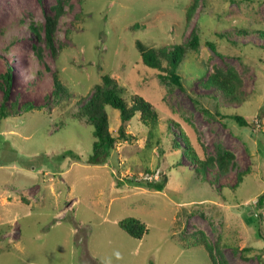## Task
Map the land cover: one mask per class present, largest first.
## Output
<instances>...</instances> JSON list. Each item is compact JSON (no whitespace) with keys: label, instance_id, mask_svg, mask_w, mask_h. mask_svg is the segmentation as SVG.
I'll return each instance as SVG.
<instances>
[{"label":"rangeland","instance_id":"obj_1","mask_svg":"<svg viewBox=\"0 0 264 264\" xmlns=\"http://www.w3.org/2000/svg\"><path fill=\"white\" fill-rule=\"evenodd\" d=\"M56 2L0 0V101L10 68L6 105L16 101L19 112L0 121V264H211L202 233L211 245L220 239L229 264H262L264 238L251 223L259 221L264 237V207L252 203L264 192V0H198L188 20L194 0H62L54 53L44 23ZM192 31L199 47L178 68L182 88L170 87L143 64L136 41L172 47ZM216 67L238 72L241 101L203 86ZM104 74L128 104L137 95L153 105L164 145L135 116L125 129L132 139L118 140L104 161L93 159V128L73 114ZM55 76L63 90L54 95ZM26 103L36 108L25 112ZM106 112L117 136L119 111ZM170 119L204 157L222 147L234 165L198 174L164 136ZM147 171L165 178L162 191L135 183ZM128 217L145 223L140 239L120 228Z\"/></svg>","mask_w":264,"mask_h":264},{"label":"trees","instance_id":"obj_2","mask_svg":"<svg viewBox=\"0 0 264 264\" xmlns=\"http://www.w3.org/2000/svg\"><path fill=\"white\" fill-rule=\"evenodd\" d=\"M56 4L52 7L54 10L53 15L47 14L45 16V42L47 46L55 53L54 48V34L56 24L59 17L63 14L62 0H56ZM255 1V0H246ZM198 0H194L193 4L188 7L186 11L187 20L191 18L192 13L196 9ZM37 38L40 37L38 29L30 26ZM244 34H248L247 30H242ZM258 35L264 37V28L258 30ZM228 37V34H226ZM200 44V38L196 31H192L191 38L184 44H173L172 47H160V48H147L139 40L136 41V47L140 53L141 60L144 65L157 70V76L161 81H164L170 87L182 88V74L178 72V68L183 63L185 55L190 50H197ZM206 44L214 51L217 52V44L213 41L207 40ZM1 88L3 91V97L0 101V121L13 114H19L16 110V101L6 105L8 99V89L11 81V69L7 68L6 72L1 75ZM242 84L241 77L238 72L229 67L226 70L215 68L205 79L203 86L206 88H215L218 93L222 94L226 100L231 102L241 101L242 95L240 87ZM61 86L57 77H54V89L52 93L62 92ZM123 89L117 82L109 75L104 74L101 77V82L95 84L91 96L79 107V109L73 114V118L83 121L92 126V157L97 161H104L109 152L114 149L118 140H131L132 136L126 133L125 129L127 124L130 123L133 117L138 116L142 124L148 128V135L151 140H155V143L160 147L164 145L163 132L158 128L159 115L153 105L142 96L135 95L132 103L128 104L122 95ZM214 99H216L214 97ZM199 103L198 100H196ZM106 106H110L119 111L120 125L118 128V135L114 136L110 131L109 117L106 112ZM23 111L28 112L36 108L32 103H26L22 106ZM39 108V106L37 107ZM217 111V110H216ZM220 113L219 111H217ZM216 112V113H217ZM221 116L234 119L240 126L251 125L248 120L239 114H221ZM167 126L165 129V135L169 136L173 147L181 149L182 153L187 156L191 162L195 163V171L205 173L206 169L210 166H217L219 173H226L230 165H234L235 155L232 151L217 147L216 154L214 156L204 157L202 152L200 153L192 144L190 139L186 136L184 131L179 128V123L170 119L167 120ZM181 137V141L177 137ZM180 163V162H179ZM147 175L149 172L147 171ZM243 174V173H242ZM241 173L238 174V181H241ZM138 185H145L148 189L162 191L164 189L166 180L162 178L156 181H143L135 182ZM253 205L257 207V211L264 207V192L253 199ZM257 214L255 212L253 215ZM251 219V215L248 216ZM120 228L125 231L129 236L140 239L146 232L147 228L144 222L135 217H128L121 220L119 223ZM251 226L255 229L258 237L264 238L261 232L260 223H251ZM200 244L205 248L208 253L209 261L211 264H229L221 253L220 239L214 245H211L205 235L202 233L200 238ZM238 246L236 250H238ZM240 249V248H239ZM244 252L250 251V248H241ZM217 253V254H216ZM217 255L219 257H217ZM264 264V260L262 261Z\"/></svg>","mask_w":264,"mask_h":264},{"label":"built area","instance_id":"obj_3","mask_svg":"<svg viewBox=\"0 0 264 264\" xmlns=\"http://www.w3.org/2000/svg\"><path fill=\"white\" fill-rule=\"evenodd\" d=\"M158 177H159L158 175L149 174L145 177V179L152 182V181H156Z\"/></svg>","mask_w":264,"mask_h":264}]
</instances>
